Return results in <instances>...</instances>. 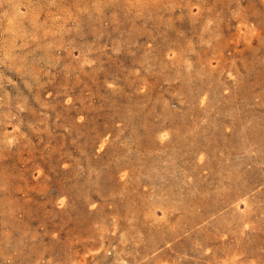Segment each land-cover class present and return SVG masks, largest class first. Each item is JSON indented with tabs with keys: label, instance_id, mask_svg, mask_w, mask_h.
<instances>
[{
	"label": "rangeland",
	"instance_id": "374dc122",
	"mask_svg": "<svg viewBox=\"0 0 264 264\" xmlns=\"http://www.w3.org/2000/svg\"><path fill=\"white\" fill-rule=\"evenodd\" d=\"M0 264H264V0H0Z\"/></svg>",
	"mask_w": 264,
	"mask_h": 264
}]
</instances>
